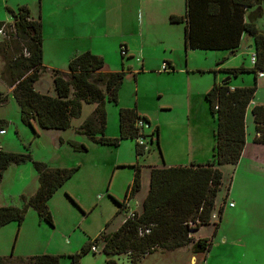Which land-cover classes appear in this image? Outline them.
I'll return each mask as SVG.
<instances>
[{
	"label": "rangeland",
	"instance_id": "obj_1",
	"mask_svg": "<svg viewBox=\"0 0 264 264\" xmlns=\"http://www.w3.org/2000/svg\"><path fill=\"white\" fill-rule=\"evenodd\" d=\"M6 3L12 6L27 3L33 12L41 3L43 62L46 65L67 71L73 52L91 49V52L105 56L107 70L126 72L119 89L118 103L105 102L106 136L116 137L119 134V108H136L149 121H145L141 131L143 136L137 139L124 138L118 145L97 143L80 130L95 108L93 103H83L80 115L72 119L69 128L44 129L33 121L34 132L29 124L21 120L13 87L1 78L4 60L0 56V92L7 96V101L0 105V120L5 128V133L0 134V147L32 156V160L10 163L4 170L0 180V206L23 207L22 196L34 194L39 183L33 160L51 167H77L75 173L48 200L53 224L41 219L33 207H28L20 225L12 221L0 228V264H30V258L39 254H56L60 256V264H73L72 255L80 252L101 232L116 229L122 218L128 215L129 208L134 211L140 205L142 191L127 200L130 206L126 207L127 213L126 209L120 210L117 203L125 197L136 164L142 165L144 187H147L149 169L146 167L149 165L190 164L192 160L205 162L214 145L216 119L210 113L204 93L214 82L226 77L225 71L218 70V66L228 56L231 57L228 50L184 48L183 23L170 24L167 16L168 11L177 6L183 12V0H0V19L8 17ZM259 7L261 12L255 22L262 26L264 0L250 10ZM12 22V17L4 21ZM177 27L178 30H175ZM51 29L55 35L68 37L56 41ZM124 34L130 35L131 45L122 55L120 40L125 38ZM168 37L172 39V51L169 47L164 49V42H161L162 38ZM12 43L14 49L17 43ZM251 50L252 47L238 50L226 66L242 62L248 64ZM162 56L171 57L173 71L162 70ZM235 83L251 86L254 74L246 72L233 76L230 84ZM34 87L54 94L52 72L42 73ZM263 98L264 79L257 83L253 102ZM248 127L254 136V122L250 118ZM137 143H143L141 154H137ZM79 144H83L85 149H81ZM220 168L225 192L222 201L228 207V201L240 202L237 195L252 197L255 202L245 209L240 219L243 222L246 218L250 233L259 229L264 234V210L255 205H262L258 198L262 199L264 194V180L257 184L248 178L251 171L264 170L257 165H248L242 170L246 176L242 179V173L240 177L238 173H233L234 165H222ZM261 176L264 177V174ZM234 216H226L228 221L224 223V228L236 221ZM212 217L213 221H218L217 213ZM200 228L201 231L192 232L193 240L187 246L174 250L159 248L141 256L135 264H205L207 251L194 253L192 244L198 236L207 234L213 239L214 235L209 224ZM102 245V240L98 238L92 249L80 256L79 264H105L106 254ZM213 250L207 263L210 259L217 261L219 258L229 261L237 254L234 246L221 243L219 235L214 237ZM114 258L118 264H132L128 253L115 255Z\"/></svg>",
	"mask_w": 264,
	"mask_h": 264
},
{
	"label": "trees",
	"instance_id": "obj_2",
	"mask_svg": "<svg viewBox=\"0 0 264 264\" xmlns=\"http://www.w3.org/2000/svg\"><path fill=\"white\" fill-rule=\"evenodd\" d=\"M261 2L184 0V14L169 16L171 22L184 23L186 48L235 52L241 42L245 44L246 38H249L253 41L255 63L251 67L240 65L222 69L227 76L214 82L204 94L211 114L216 117L212 158L205 163L149 165L146 167L149 169L147 187H144L142 165L136 164L124 199L117 201L120 210H124L128 207L127 200L142 191V200L133 211L134 216H128L129 209L128 215L122 218L116 229L101 232L92 242L86 243L80 252L72 255L73 264H79L80 256L90 251L98 238L103 242L105 264H118L114 256L122 253L130 254L131 262L135 264L141 256L159 248L174 250L187 246L193 240L192 232H197L203 225L215 224L214 235L223 208V204L220 205L218 221H213L216 199L224 188L220 166L234 165L239 161L245 145L246 110L253 103L257 73L264 72V25L258 26L255 22L261 7L250 10ZM9 11L13 18L10 26L15 28L19 39L0 37V56L4 60L1 78L9 87H13L12 93L25 124H29L34 132L33 121L44 129L65 130L70 127L72 119L80 115L83 103H93L95 108L92 116L80 126V130L93 141L118 145L121 139L143 136L141 131L144 125L140 127L137 122H149L148 119L142 117L136 108L124 107L119 108L118 112V136L108 137L104 133L105 102L118 103L119 89L126 75L124 70H107L104 58L90 50L73 56L68 62L67 71L47 68L43 64L40 14L32 17L25 5ZM3 23L0 22V26ZM243 33L245 40L242 39ZM12 42L17 43L14 49ZM23 48L29 51L28 56L23 55ZM163 65V71L173 69L168 61ZM48 70L52 72L54 94L41 92L34 87L40 75ZM246 72L254 74L253 85L232 87L231 77ZM228 76L230 79L226 80ZM6 101V94L0 92V105ZM251 113L258 133L255 140L264 143V105H253ZM1 127H4V123L0 120ZM142 146L143 143H137V154L142 153ZM79 147L85 149L83 144H79ZM26 160H32L30 153H17L0 147V180L10 163ZM33 164L38 174V188L31 196H22L23 207L0 206V228L12 221L20 225L28 207H33L41 219L53 224L48 200L75 173L77 167H51L36 160H33ZM125 211L127 213V209ZM144 228H149V232L140 234V229ZM211 246L212 239L209 237H199L192 244L194 253L206 252ZM30 264H60V256L35 255L30 258Z\"/></svg>",
	"mask_w": 264,
	"mask_h": 264
},
{
	"label": "crops",
	"instance_id": "obj_3",
	"mask_svg": "<svg viewBox=\"0 0 264 264\" xmlns=\"http://www.w3.org/2000/svg\"><path fill=\"white\" fill-rule=\"evenodd\" d=\"M38 4L40 5V6L38 5V10L33 12L32 8L27 3L18 4L17 6H12L11 4L6 3L5 8L8 12V17L0 19V22H4V21L11 19V14H10L9 9L16 10L21 5H25L26 7H28L30 10V13L33 16L34 15L37 16L38 14H40V16H41V14H42L41 3H38ZM177 7H176V9L169 10L167 13V16L169 17L171 14L183 15L184 10H185V6H184L183 12H181L180 8H177ZM9 14H10V16H9ZM245 19H247V15H245ZM169 22H170V24L174 23V22H171L170 20H169ZM176 23H183V22H176ZM183 25H184V23H183ZM43 30H44V28H43V24H42V34H43ZM175 30H178V27ZM51 33H52V35H54V39L56 41H58V39H65L68 37V36H61V35H57V34L55 35L54 31L52 29H51ZM183 34H184V39H185V27L183 28ZM244 36L245 35L243 33V38H242L243 40H245ZM124 37L125 38H122V40H120V41L122 42L121 44L126 45V47L128 49V47L131 45V43H130L131 37L129 34H124ZM140 37L143 39V35H141ZM171 40H172L171 37L161 39V42H164V44H163L164 49H167L169 47L170 51H172L174 46H172L170 44ZM246 42H247V45H245L244 43L242 44V42H241V45L239 46V48L235 52L228 50V55H230L231 58H229V56H228V58L222 64H220L218 66V70L219 69L222 70V69H226V68H230V67H237L240 65H244L246 67H251L250 56L254 52L253 41H252V39L246 38ZM142 43L144 45V41H142ZM251 47H252V50H251V52L248 53L249 54L248 64H245V63L243 64V62H242V64H240V65L232 64L230 66H226V63L231 61L232 58H234L236 56V54L238 53L237 52L238 50L241 51V50H245V49L251 48ZM184 48L185 49H193V48H186L185 47V40H184ZM196 49H200V48H196ZM200 50H209V49H200ZM84 51H85V49L84 50L79 49V50H76V52H73V54H71V55L75 56L76 54H79V53L84 52ZM90 51H91V49H90ZM95 54H98V53H95ZM99 55L102 56L103 58L105 57L101 53H99ZM167 61L171 65L173 64V62L171 61V57L162 56L161 63L164 64V62H167ZM43 64L47 68H54L53 66L52 67L49 66L51 64L46 65L44 62H43ZM106 67H107V65H106ZM173 70H174V67L170 71H173ZM262 79H264V75L261 77H258L257 81H260ZM231 86L236 87V86H241V85L235 83L233 85L231 84ZM206 103H208V102L206 101ZM255 104H263L264 105V98L258 100L257 102H253L252 104H249L247 107V110H246V114H245V129H246L245 145H244L243 151L241 153V156L239 158V161L236 164H234V171H233V173H235V174L238 173L239 177H240L239 174L242 173V175H243L241 177L242 179L246 178V176L244 175V172L242 170H244L245 167L248 165H250V166L257 165L259 167H262V169L264 170V143L258 142L255 140V136L258 135V133L255 131V122H254L253 115L251 113V108ZM212 117H214V116L212 115ZM214 118L216 119V117H214ZM249 118L251 121L254 122V127H253L254 128V136L252 135L250 128L248 127ZM213 130H214V128H212V131ZM212 153H213V147H211V153L206 155L208 158L205 160V162H207L208 160H210L212 158V156H211ZM205 162H200V163H205ZM190 163H197V162L192 160V162H190ZM167 165H176V164H167ZM262 174H264V172H261V171L253 172V171H251V173H249L248 178L250 179V181L252 183L259 184L262 181V179L264 180V177L261 176ZM224 193L225 192L223 189V191L218 194L217 199H216L215 210H214L213 215H212V216L216 215V213H218L220 205L223 204L221 217H220L219 223L216 227V231L214 232V237H217L219 235V237L221 238V243L223 245H226L227 243H229L230 246H234L237 250V254L234 257H231L232 259H229V261H223V258H219L217 260L218 261L217 264H227V263H231V264H264V234L261 233L259 231V229H257L258 231L253 230V232L250 233L247 226H246V222H245L246 218H244L243 222L240 219V215L244 214L246 211L245 209L248 208L250 205H252L255 201H252V197H250L249 195H245V196L237 195V197H238L237 199H239L240 202L233 200L234 205L233 206L228 205V207H226L227 203H224L222 201V199L224 197ZM228 197H229V195H228ZM261 198L262 199L258 198V200L262 203V205L260 206L259 203H255V205L258 209H261L263 211L264 210V194L263 193L261 195ZM228 203H229V201H228ZM238 203H239L240 207L238 206ZM127 206L130 207L129 205H127ZM129 209H131V207ZM232 215H236V216H234L236 221L233 224H231V226H227V229L224 228V223L228 221V219H226V218H228ZM226 216H228V217H226ZM123 219H125V218L123 217ZM123 219L121 220V222L123 221ZM209 225H210V232L213 233L215 225H213V223H211ZM212 225H213V227H212ZM201 229L202 228L198 229V231H201ZM199 237H208V236H207V234H203L201 236H198L197 238H199ZM214 237L212 239V246L210 248L211 250L207 251V256H205L206 259L204 258L205 264H215L217 262L215 260L211 261V259H210V262L207 263L209 260L208 256L210 254L212 256V252L214 251L213 250Z\"/></svg>",
	"mask_w": 264,
	"mask_h": 264
},
{
	"label": "built area",
	"instance_id": "obj_4",
	"mask_svg": "<svg viewBox=\"0 0 264 264\" xmlns=\"http://www.w3.org/2000/svg\"><path fill=\"white\" fill-rule=\"evenodd\" d=\"M14 37L16 38L17 40L19 39V37L17 36V33H16V30L15 28L11 27L9 23H3L1 26H0V37ZM121 53L122 54H126L127 52V48L122 45L121 47ZM126 50V51H125ZM23 55L24 56H28L29 55V51L26 49V48H23ZM255 60H256V56L254 53L251 54L250 56V63L251 65H254L255 63ZM165 67V65H163V68ZM258 77H261L264 75V72L262 71H259L257 73ZM137 124L140 126V127H143L144 123L142 120H138ZM5 133V128L4 127H1L0 128V134H4ZM229 206H233L234 205V202L233 201H230L228 203ZM130 217H133L134 216V213L133 211H130L129 212V215ZM149 232V228H144V229H140V234H143V233H147Z\"/></svg>",
	"mask_w": 264,
	"mask_h": 264
},
{
	"label": "water",
	"instance_id": "obj_5",
	"mask_svg": "<svg viewBox=\"0 0 264 264\" xmlns=\"http://www.w3.org/2000/svg\"><path fill=\"white\" fill-rule=\"evenodd\" d=\"M230 79V76H228L227 78H226V80H229Z\"/></svg>",
	"mask_w": 264,
	"mask_h": 264
}]
</instances>
